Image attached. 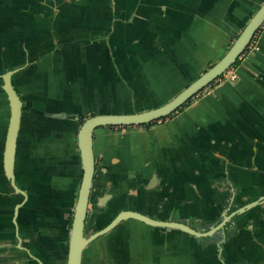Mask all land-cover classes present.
<instances>
[{
    "label": "crops",
    "instance_id": "1",
    "mask_svg": "<svg viewBox=\"0 0 264 264\" xmlns=\"http://www.w3.org/2000/svg\"><path fill=\"white\" fill-rule=\"evenodd\" d=\"M262 1L0 0V264L66 263L79 118L169 100L227 50ZM253 41L233 80L218 76L148 125L94 129L86 226L130 209L204 231L257 202L237 212L235 230L224 225L236 213L205 236L121 220L87 244L81 264H264V23ZM7 70L22 102L13 172L26 198L3 169Z\"/></svg>",
    "mask_w": 264,
    "mask_h": 264
},
{
    "label": "water",
    "instance_id": "2",
    "mask_svg": "<svg viewBox=\"0 0 264 264\" xmlns=\"http://www.w3.org/2000/svg\"><path fill=\"white\" fill-rule=\"evenodd\" d=\"M264 23V0L259 4L253 14L248 18L243 28L237 34L230 46L225 52L215 60L209 67L203 70L189 84L179 90L169 100L145 109L132 112H106L96 113L86 117L79 125L77 130V145L81 160L82 174L79 189L72 212L71 225L68 236L66 263L81 264L83 249L87 244L97 236L111 230L118 222L127 218H136L147 224L174 227L196 236H205L212 234L218 228L223 227L224 223L235 213L243 211L245 208L255 204L257 200L250 201L242 206L226 213L219 222L204 231H198L188 224L177 220H163L152 218L142 212L130 209H122L117 212L113 218L103 227L91 232L88 236L84 234L85 218L89 201L91 183L95 169V156L93 150V131L98 126L103 125H137L156 120L173 112L176 108L185 103L191 96L201 90L217 78L223 71L230 67L248 46L258 28ZM14 70H7L2 74V88L5 91L9 103V119L5 134L3 146V169L11 186L16 192L21 193L24 198L26 192L15 182L13 166L16 151V140L20 126L22 102L15 88L11 83V75ZM111 194L106 193L99 197L100 204L104 205ZM16 205L14 209L13 221L16 223L15 215L17 213Z\"/></svg>",
    "mask_w": 264,
    "mask_h": 264
},
{
    "label": "trees",
    "instance_id": "3",
    "mask_svg": "<svg viewBox=\"0 0 264 264\" xmlns=\"http://www.w3.org/2000/svg\"><path fill=\"white\" fill-rule=\"evenodd\" d=\"M247 49V47L245 48V50ZM244 50V51H245ZM224 53V52H223ZM222 53V54H223ZM239 62V58H236V60L233 62V64L231 65V66H234V65H236L237 63ZM221 75V74H220ZM219 75V76H220ZM189 100V99H188ZM187 100V101H188ZM185 105V103H183L180 107H178V108H176V110L177 109H179V108H181L182 106H184ZM86 118V117H85ZM84 116H81L80 118H79V122L81 123L84 119ZM151 122H147V123H145L144 125H148V124H150ZM109 126H113V125H109ZM235 204H233V206L231 207V209L230 210H232V209H234L235 208ZM239 216V213H236L235 215H233L226 223H225V225H224V229H228L229 227H232L234 230H235V227L234 226H232V223H233V221L237 218ZM216 222V221H215ZM215 222H212V223H215ZM229 237V235H225V237H224V239H227Z\"/></svg>",
    "mask_w": 264,
    "mask_h": 264
},
{
    "label": "built area",
    "instance_id": "4",
    "mask_svg": "<svg viewBox=\"0 0 264 264\" xmlns=\"http://www.w3.org/2000/svg\"><path fill=\"white\" fill-rule=\"evenodd\" d=\"M254 38H255V35L247 46L248 51H251V50L257 48L256 42L253 41ZM220 76H221V79H223V80H233L236 77L235 76V69L233 67H228L225 71L222 72V74Z\"/></svg>",
    "mask_w": 264,
    "mask_h": 264
},
{
    "label": "flooded vegetation",
    "instance_id": "5",
    "mask_svg": "<svg viewBox=\"0 0 264 264\" xmlns=\"http://www.w3.org/2000/svg\"><path fill=\"white\" fill-rule=\"evenodd\" d=\"M191 98V97H190ZM189 98V99H190ZM176 110V109H175ZM174 110V111H175ZM173 111V112H174ZM172 113V112H171ZM167 116V115H166ZM164 117V116H163ZM160 118H162V117H160ZM157 119H159V118H157ZM156 119V120H157ZM153 121H155V120H153ZM153 121H151V122H153ZM145 124V123H144ZM138 125V124H137ZM113 126H125V125H113ZM95 162H96V160H95ZM96 165V164H95ZM91 204V197H90V194H89V201H88V206H87V213H86V218H85V226H84V234L86 235V236H88L89 234H91V232H89V230L91 229L89 226H86V220L88 219V216H90L91 215V209H90V205ZM122 210V209H121ZM120 210H118L117 212H119ZM116 212V213H117ZM115 213V214H116ZM114 214V215H115ZM113 215V216H114ZM94 216V215H93ZM113 216L107 221V222H105L103 225H102V227L105 225V224H107L112 218H113ZM151 217V216H150ZM153 218V217H152ZM157 219V218H156ZM125 220V219H124ZM220 221V220H219ZM151 225V224H150ZM155 226H158V225H155ZM99 228H101V227H99ZM99 228H97V229H99ZM114 228V227H113ZM97 229H95V230H97ZM94 230V231H95ZM86 231H88V233L86 234ZM93 232V231H92Z\"/></svg>",
    "mask_w": 264,
    "mask_h": 264
},
{
    "label": "rangeland",
    "instance_id": "6",
    "mask_svg": "<svg viewBox=\"0 0 264 264\" xmlns=\"http://www.w3.org/2000/svg\"><path fill=\"white\" fill-rule=\"evenodd\" d=\"M247 50H248V48H247ZM230 67H232V66H230ZM88 233V231H86V234Z\"/></svg>",
    "mask_w": 264,
    "mask_h": 264
}]
</instances>
